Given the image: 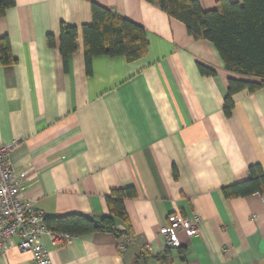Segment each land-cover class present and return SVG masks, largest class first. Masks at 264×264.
Instances as JSON below:
<instances>
[{
  "label": "crops",
  "instance_id": "1",
  "mask_svg": "<svg viewBox=\"0 0 264 264\" xmlns=\"http://www.w3.org/2000/svg\"><path fill=\"white\" fill-rule=\"evenodd\" d=\"M0 18L15 63L0 64V147H10L17 174L26 173L22 197L45 217L108 216L105 197L133 188L124 201L125 237L90 234L62 246L43 239L52 264H158L165 243L160 227L173 213L199 231L179 234L170 264H264L262 195L225 199L224 187L264 173V91L239 92L223 114L228 72L214 46L194 40L184 25L144 0H14ZM219 0H197L212 11ZM242 4V0H228ZM140 25L147 54L92 59L87 75L81 28L91 24V4ZM78 31V50L59 53V26ZM47 36L54 39L49 48ZM197 64L215 71L202 76ZM11 246L0 264H33L30 252ZM147 248H151L148 252Z\"/></svg>",
  "mask_w": 264,
  "mask_h": 264
},
{
  "label": "trees",
  "instance_id": "2",
  "mask_svg": "<svg viewBox=\"0 0 264 264\" xmlns=\"http://www.w3.org/2000/svg\"><path fill=\"white\" fill-rule=\"evenodd\" d=\"M158 7L169 18L181 22L194 40H206L217 51L225 69L238 76L251 79L241 81L228 78L224 98L223 114L228 118L233 109V95L247 91H264V0H242V4L219 0L212 11H203L197 0H144ZM15 5L14 0H0V18ZM78 31L65 23L59 26V53L64 67L69 56L78 50ZM81 36L87 75L90 74L92 59L100 56L122 57L131 63L147 54V39L144 29L110 9L91 4V24L82 26ZM46 43L54 48V39L47 36ZM15 63L9 40L0 38V64L10 67ZM197 69L202 76L213 77L215 71L201 64ZM225 199L264 194V173L258 166L249 167L248 180L221 189ZM133 188L111 191L105 197L109 212L99 220L80 214H68L45 218L43 224L53 234L82 237L90 234H114L123 237L126 232L115 229L121 222L126 230L130 228L124 201L133 200ZM165 248L162 256H155L158 264H170V252Z\"/></svg>",
  "mask_w": 264,
  "mask_h": 264
},
{
  "label": "built area",
  "instance_id": "3",
  "mask_svg": "<svg viewBox=\"0 0 264 264\" xmlns=\"http://www.w3.org/2000/svg\"><path fill=\"white\" fill-rule=\"evenodd\" d=\"M10 147H0V256H4L11 241L18 239L16 248L20 252H30L33 264H52L49 252L43 242L47 238L50 245L62 246L70 243L71 236L53 234L44 227L45 215L22 197L23 181L26 173L17 174L9 158ZM264 201V194L262 195ZM199 231V220L193 221L173 213L167 223L159 228L158 235L166 247H180L179 234L187 238ZM130 238L125 236L117 245V251L124 253ZM150 252L151 248H147Z\"/></svg>",
  "mask_w": 264,
  "mask_h": 264
}]
</instances>
